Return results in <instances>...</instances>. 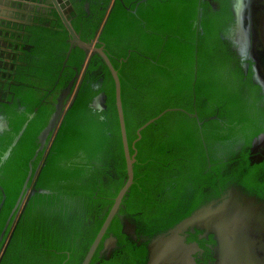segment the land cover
Masks as SVG:
<instances>
[{"label": "trees", "instance_id": "1", "mask_svg": "<svg viewBox=\"0 0 264 264\" xmlns=\"http://www.w3.org/2000/svg\"><path fill=\"white\" fill-rule=\"evenodd\" d=\"M71 1L72 26L87 43L115 2L100 42L118 71L130 153H137L134 183L90 264H146L152 238L233 188L264 201V160L252 155L264 134V93L253 63L229 39L234 0H213L216 9L204 0ZM4 28L13 56L0 77V236L30 165L27 190L35 193L15 228L12 219L0 264H82L127 182L115 83L95 55L48 156L46 146L34 160L38 137L86 54L76 48L65 64L69 33L55 11ZM100 95L101 111L92 107ZM169 109L181 111L148 126L133 149L137 131ZM124 220L136 225L137 241L123 233ZM110 236L118 246L107 259L101 253ZM191 241L205 251L199 263L213 264L206 246L216 244L213 236Z\"/></svg>", "mask_w": 264, "mask_h": 264}, {"label": "water", "instance_id": "2", "mask_svg": "<svg viewBox=\"0 0 264 264\" xmlns=\"http://www.w3.org/2000/svg\"><path fill=\"white\" fill-rule=\"evenodd\" d=\"M17 1L25 2L26 0H7V2L13 4ZM233 3L232 13L235 23L234 42L239 46V54L246 58L248 57V60L253 63V79L264 93V0H234ZM47 4L56 12L69 33L70 48L67 53L65 64L72 51L76 48H80L85 52L86 60L81 74H77L69 86L61 92L55 106V112L52 114L47 127L38 137L40 147L35 154L34 160L41 151L45 150L46 146L48 147L46 157L48 156L49 150L57 138L68 111L72 109L78 98L80 87L83 83L81 75L86 74L90 62L95 55H99L103 59L115 83L116 108L127 164V182L116 197L107 219L82 262V264H90L97 249L103 242L104 236L106 235L113 219L118 214L126 194L134 183L133 167L137 156V153L133 156L130 153L119 74L105 52L104 44L100 42L105 26L107 25L110 15L115 7V2H112L102 26L96 34V39L91 43L82 41L79 34L72 26L69 18V15L73 10L71 0H47ZM89 8L90 6L87 3L85 9L88 13ZM97 44H99L100 47H97ZM77 79H79V82L75 91L72 92ZM69 97L70 99H68ZM92 107L100 111L105 110L107 108L106 96H98L93 102ZM171 111L181 110H166L157 118L152 119L143 125L137 131L138 139L133 143V149H135L136 143L142 138L141 132ZM194 117L197 118V115H194ZM211 119L213 120L215 118ZM260 150L264 154V134L259 136L253 143L252 152L259 153L258 151ZM253 160L255 162H260L263 159L260 156H256L253 157ZM44 166L45 163L42 162L34 175V179L40 174ZM32 177L33 169L30 165L29 174L16 206L0 236V245L14 215L16 213L18 215L20 211L24 210V206L29 197L35 193V190H27ZM196 231L202 233V235L199 236L200 239H208L209 236H213V239L216 242V247L213 250L215 259L214 264H264V201L245 194L241 188H233L229 190L221 199L215 200L201 207L191 216L177 224L174 228L152 238L147 246L148 258L146 264H196L192 256L200 251V248L196 243L188 244L186 238L183 236L188 232L195 234ZM123 233L133 241L138 240L135 227L127 220H124ZM11 237L12 233L1 252L0 262L6 252ZM144 241L146 240H142L140 243H143ZM117 246V238L110 236L104 241V249L101 255H106L107 259H109Z\"/></svg>", "mask_w": 264, "mask_h": 264}, {"label": "flooded vegetation", "instance_id": "3", "mask_svg": "<svg viewBox=\"0 0 264 264\" xmlns=\"http://www.w3.org/2000/svg\"><path fill=\"white\" fill-rule=\"evenodd\" d=\"M32 1H34V2H32ZM32 1L30 2V4H23V5H20V4L21 3H25V2H20V1L16 2L17 4L14 7V11L16 13L14 12L15 15H10V16L13 17V19H16V21L15 22L12 21V22L21 23V24L25 25V24H29L32 21V19L35 17V15H37V14L38 15L49 16V15H51L53 13L54 10H52L51 6H49L47 4V0H32ZM205 1L211 3L213 5L214 9L217 8V4L213 0H205ZM6 23L7 22L0 23V69H1L0 70V77H1V75H3V73L5 72L6 69L11 67V64H12L11 59H12V56H13L12 55L13 54L12 45L5 38L8 35L7 34L5 35L3 33V30L5 29L4 26L6 25ZM230 30H231V35H230L229 39H232L234 41V38H235V35H234L235 26L231 27ZM238 50H239V46H238ZM247 60H248V57H247ZM0 82L1 83H5L6 81L3 80V79H0ZM0 126H1V123H0ZM258 152L259 153H253L252 152L253 157L260 156L264 160V154L262 153V151L260 150ZM252 197H255V196H252ZM259 200H261V199H259ZM261 201H263V200H261ZM23 212H24V210L20 211L18 215H17V213L14 215V219H13L14 228H15L16 223L20 220L21 216L23 215ZM15 217H16V219H15ZM127 221H129V220H127ZM129 222L135 227V230H136V225L133 222H131V221H129ZM191 235H193L194 237H197V239H198L199 236L202 235V233H200V231H196L195 234H192V233L188 232V233H185L183 235L184 238H186V242L188 244H193V243L198 244L197 241L189 242V238L191 237ZM198 246H199V244H198ZM206 246L210 247L212 250H214V248L216 247V244L215 245L207 244ZM199 248H200V246H199ZM204 253H205V251L200 248V251H198L197 253H195L192 256L193 259L195 260L196 264H200L198 259L200 260V262L201 261L203 262ZM213 257H214V252H213ZM214 263H215V261L213 262V264Z\"/></svg>", "mask_w": 264, "mask_h": 264}, {"label": "built area", "instance_id": "4", "mask_svg": "<svg viewBox=\"0 0 264 264\" xmlns=\"http://www.w3.org/2000/svg\"><path fill=\"white\" fill-rule=\"evenodd\" d=\"M17 3L13 4V3H10V2H4L1 4V10L4 12V13H9L11 15H15V11H14V7ZM15 12V13H14ZM7 17V16H6ZM6 19V18H5ZM12 21H16V19H13L12 16H10L9 19H6V20H3L1 23H5V22H12Z\"/></svg>", "mask_w": 264, "mask_h": 264}, {"label": "crops", "instance_id": "5", "mask_svg": "<svg viewBox=\"0 0 264 264\" xmlns=\"http://www.w3.org/2000/svg\"><path fill=\"white\" fill-rule=\"evenodd\" d=\"M7 2V0H0V3L2 4L3 2ZM32 0H26L25 1V3H21L20 5H23V4H30V2H31ZM32 2H34V1H32ZM1 5H0V23L3 21V20H6V19H9L10 18V15L11 14H9V13H6V16L7 17H5V13L1 10ZM6 18V19H5Z\"/></svg>", "mask_w": 264, "mask_h": 264}]
</instances>
